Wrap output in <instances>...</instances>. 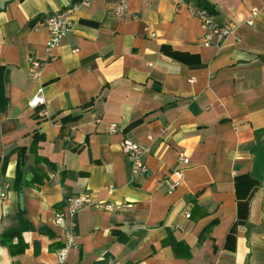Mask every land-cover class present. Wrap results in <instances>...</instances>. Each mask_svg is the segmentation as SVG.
Masks as SVG:
<instances>
[{"label":"crops","instance_id":"crops-1","mask_svg":"<svg viewBox=\"0 0 264 264\" xmlns=\"http://www.w3.org/2000/svg\"><path fill=\"white\" fill-rule=\"evenodd\" d=\"M78 1L0 0V238L23 246L0 242V264H54L55 212L83 193L93 206L74 215L67 264H264V0H206L238 25L219 48L174 0H129L122 17L87 0L48 52L45 17ZM125 138L150 146L147 175L131 173Z\"/></svg>","mask_w":264,"mask_h":264},{"label":"built area","instance_id":"built-area-1","mask_svg":"<svg viewBox=\"0 0 264 264\" xmlns=\"http://www.w3.org/2000/svg\"><path fill=\"white\" fill-rule=\"evenodd\" d=\"M129 0H115V15L122 17L127 13V4ZM178 4L187 6L189 13L197 17L202 25L203 34L201 42L206 47L219 48L225 40L233 35L237 29V24L230 21H221L215 15L208 13L205 9L198 7L194 0H174ZM87 0H80L70 4L62 9L52 11L45 17V24L48 29V40L46 49L50 52L57 47L62 39L66 36L71 27L70 17L73 12L80 6L87 5ZM257 9L251 10V17L244 22L250 25L253 22ZM151 35H154L151 33ZM30 75L37 82V88L32 97L28 100L27 106L35 109L38 106L45 105L46 99L43 95V84L41 82V66L42 63L35 57L29 58ZM109 130L116 131L114 123L109 124ZM150 146H140L132 140L125 138L122 142V151L129 157L131 161V173L133 175H147L149 169L144 161L145 156L150 152ZM189 163V159L182 153L179 154V164L185 166ZM183 179V167L179 166L174 169L168 176L163 179L166 185L167 193H173L180 185ZM93 206L89 194L83 193L73 195L66 199L64 210L55 212V223L63 229L62 245L57 250V259L54 264H67L65 254L67 250L74 245V215L81 209ZM102 204H96L94 207H101ZM186 217L190 214L185 213Z\"/></svg>","mask_w":264,"mask_h":264},{"label":"trees","instance_id":"trees-1","mask_svg":"<svg viewBox=\"0 0 264 264\" xmlns=\"http://www.w3.org/2000/svg\"><path fill=\"white\" fill-rule=\"evenodd\" d=\"M194 1H195L196 5L198 7L202 8V9H205L208 13L213 14V15L216 14V11L214 10V8L206 0H194ZM2 69H3V66L0 65V87H1ZM0 100H3L4 103L6 101V98H4L2 96L1 91H0ZM2 109L3 108L0 107V110H2ZM41 139H42L41 135H39L37 133H34L33 144H35L36 142H38ZM20 150H23V147L20 148ZM5 159H6V157H5ZM21 165H22V157L20 156L19 160L17 162L16 173H15V178H14V183H15V186H17V187L21 183H24V181H23V173L21 171ZM13 237H17L18 238L17 245H15V246H13L11 241H10L11 238H13ZM0 242L3 245H6L9 248L10 253L13 256L16 255V254L21 253L22 250H23V246H22V243H21V240H20V236H19V234L15 233V232H11V233H7V234L2 235L1 238H0Z\"/></svg>","mask_w":264,"mask_h":264}]
</instances>
